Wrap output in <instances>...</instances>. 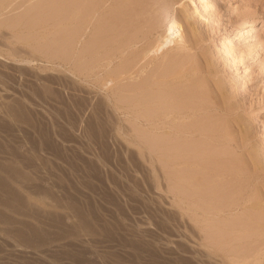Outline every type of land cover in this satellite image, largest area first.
I'll list each match as a JSON object with an SVG mask.
<instances>
[{
    "label": "rangeland",
    "instance_id": "1",
    "mask_svg": "<svg viewBox=\"0 0 264 264\" xmlns=\"http://www.w3.org/2000/svg\"><path fill=\"white\" fill-rule=\"evenodd\" d=\"M213 1L0 0V264H264V0Z\"/></svg>",
    "mask_w": 264,
    "mask_h": 264
},
{
    "label": "bare ground",
    "instance_id": "2",
    "mask_svg": "<svg viewBox=\"0 0 264 264\" xmlns=\"http://www.w3.org/2000/svg\"><path fill=\"white\" fill-rule=\"evenodd\" d=\"M74 1H76V0H66V4H65V6H67V8H68V13L70 14V16L71 17H73L72 15L74 14V12H75V10H74V6H76L77 5V3H76V5L74 4L75 2ZM94 0H92V2H93ZM98 1V0H97ZM107 0H101V2L100 3H97V4H94V5H92V2H91V4L90 5H92L93 7L91 8V6L89 5V4H87V2H85V0H79V4L78 5H81L80 7H82L83 6V8H82V11H80V12H83V14L82 15H84V13H85V15H84V17L86 16V19H84V20H82V21H84V27L86 28V27H88V25H89V23H90V19H91V17H92V15L94 14V13H96L97 11H98V9L99 8H101L102 7V4L103 3H105ZM115 1V0H114ZM123 1V0H122ZM209 2H208V7H211L212 6V2H214L213 0H208ZM45 2V1H44ZM51 3L53 2V1H50ZM57 2V1H56ZM78 2V1H77ZM126 2V1H125ZM50 3V4H51ZM55 3V2H54ZM65 3V1L63 2V4ZM88 3H90V0H89V2ZM94 3V2H93ZM121 3H123V2H121ZM128 3V2H127ZM114 4V3H113ZM207 4V3H206ZM53 5V4H52ZM89 5V6H88ZM106 5V4H105ZM104 6V5H103ZM119 7H121V6H119ZM118 7V8H119ZM130 7V6H129ZM76 8H77V6H76ZM123 8V7H122ZM125 8V7H124ZM123 8V9H124ZM90 9H92V10H90ZM79 10H80V8H79ZM119 10H120V8H119ZM66 11H67V9H66ZM87 11H88V13H87ZM100 11V10H99ZM112 11V10H111ZM115 11V10H114ZM130 11V10H129ZM127 11H125V13H126ZM67 13V14H68ZM108 13H109V10H108ZM121 13H122V11H121ZM124 13V12H123ZM97 14H99L98 12H97ZM103 14V13H102ZM80 15V14H79ZM82 15H81V18H82ZM95 15V14H94ZM120 15V14H119ZM127 15V14H126ZM75 16V15H74ZM99 16V15H98ZM116 16V15H115ZM115 16L113 17V18H115ZM118 16V15H117ZM124 16V15H123ZM83 17V18H84ZM99 17H101V16H99ZM104 17H106V16H104ZM82 18V19H83ZM98 17H96V19H97ZM103 18V17H102ZM101 18V19H102ZM110 18H112V17H110ZM112 18V19H113ZM126 18V17H125ZM106 19H109V18H107L106 17ZM118 19H120V17L118 18ZM127 19V18H126ZM95 20V19H94ZM99 20V19H98ZM97 20V21H98ZM122 20V19H121ZM124 20V19H123ZM123 20H122V22H123ZM77 21V20H76ZM118 21V20H117ZM128 21V20H127ZM71 22V21H70ZM95 22H96V20H95ZM102 22V21H101ZM104 22V21H103ZM106 22V21H105ZM113 22H115V21H113ZM125 22V21H124ZM130 22V21H129ZM128 22V23H129ZM251 20H248V21H245L243 24H244V27H247V26H249L250 24H251ZM77 23V22H76ZM116 23V22H115ZM74 24V23H73ZM103 24V23H102ZM106 24V23H105ZM107 24H108V22H107ZM123 24V23H122ZM81 25V24H80ZM112 25H114V24H112ZM120 25V24H119ZM70 26V25H69ZM97 26V28H98V25H96ZM101 26V25H100ZM115 26V25H114ZM110 27H112V26H110ZM110 27L108 28V30L107 31H110L109 29H110ZM118 27V26H117ZM120 27H121V25H120ZM85 28L83 29V31L81 32V36H82V34L85 32ZM103 29H104V26L102 27ZM113 28V27H112ZM116 28V27H115ZM94 29H96V27L94 28ZM100 29V28H99ZM102 29V30H103ZM107 29V28H106ZM117 29V28H116ZM125 30H127L126 28H124ZM123 29V30H124ZM121 30V29H120ZM101 31V30H100ZM105 32V31H104ZM111 32V31H110ZM114 34H115V32H113ZM120 33H122V32H120ZM80 36V37H81ZM118 36V35H117ZM112 37H114V36H112ZM116 37V36H115ZM105 39V38H104ZM110 40V39H109ZM104 42V41H103ZM127 42V41H126ZM130 44V43H129ZM123 45H125V44H123ZM123 45L122 46H120V47H123ZM127 46H129V45H127ZM98 48V47H97ZM101 48V47H100ZM126 48V47H125ZM124 50H126V49H124ZM105 52V51H104ZM103 53V52H102ZM106 53V52H105ZM99 57H102V54L99 56ZM150 59V58H149ZM145 62H146V60H144ZM137 64H138V62H137ZM146 64V63H145ZM171 64H172V62H171ZM107 65V64H106ZM144 65V64H143ZM108 66V65H107ZM159 66V65H158ZM171 66V65H170ZM103 67H105V66H103ZM128 67V66H127ZM134 67H135V65L132 67L133 69H134ZM106 68V67H105ZM119 67L117 66L116 67V69H118ZM126 68V66H124V69ZM136 68V67H135ZM138 68V67H137ZM120 69V68H119ZM146 69V68H145ZM153 69V68H152ZM100 70V69H99ZM125 70H127V69H125ZM142 71H143V66H141V67H139V69H136V71H134V75L133 74H131V77L129 78L130 80L132 79V80H135V79H137L138 77H139V75L142 73ZM171 71V70H170ZM114 72V71H113ZM119 72H120V70H119ZM132 72V71H131ZM172 72H174V71H172ZM116 74H118V71L117 72H115ZM158 73H159V71H158ZM157 73V74H158ZM181 73V72H180ZM180 73H176V74H180ZM112 74H114V73H112ZM115 74V75H116ZM176 74H174V75H176ZM114 75V76H115ZM118 76V77H117ZM116 76V79H115V81L116 82H119V83H123L122 82V78L121 77H119L120 75H117ZM150 76H151V74L149 75V78H150ZM173 76V75H172ZM143 77V76H142ZM171 77V76H170ZM148 78V79H149ZM139 79V78H138ZM169 79V78H168ZM173 79V78H172ZM184 79V78H183ZM155 80H156V78H155ZM166 80V79H165ZM151 81H153V80H151ZM151 81H147L146 83H148V82H150V85H152V83H151ZM157 81V80H156ZM159 82H161L160 80H158ZM164 81V80H163ZM136 81H134L133 83H135ZM170 82V81H169ZM169 82H167V83H169ZM126 83H128V80H127V82ZM129 83H131V81L129 82ZM133 83H131V85L133 84ZM145 83V81H144V83L143 84H145V85H148V84H146ZM135 84H137V83H135ZM154 84V83H153ZM158 83L156 82V85H157ZM179 84V83H178ZM155 85V86H156ZM163 84H160V86H162ZM135 86V85H134ZM143 86V85H142ZM164 86V85H163ZM132 87V86H131ZM130 87V88H131ZM141 87V83L139 84V88ZM144 87V86H143ZM150 87H152V86H150ZM172 87H174V86H172ZM175 87H177V86H175ZM174 87V88H175ZM169 89H170V87H169ZM173 89V88H172ZM152 90V89H151ZM157 90H159V89H157ZM156 90V91H157ZM162 90V89H161ZM161 90L159 91V92H161ZM158 91H157V93H159ZM162 93V92H161ZM160 93V94H161ZM164 93V92H163ZM167 93V92H166ZM179 93V92H178ZM135 94V93H134ZM165 94V93H164ZM133 95V94H132ZM172 95V94H171ZM166 96V95H165ZM170 96V95H169ZM160 99V98H159ZM146 102V101H145ZM157 103H159V102H157ZM133 104V103H132ZM142 105V104H141ZM135 107V106H134ZM190 109V108H189ZM143 110V109H142ZM175 110V109H174ZM176 111V110H175ZM196 111H197V109H196ZM195 111V112H196ZM149 114L150 112H145V114ZM172 114V113H171ZM180 114V113H179ZM175 115V114H174ZM177 115V114H176ZM147 116H149V115H147ZM146 116V117H147ZM179 116V115H178ZM181 117H183V116H181ZM180 117V118H181ZM187 117V116H186ZM179 118V117H178ZM143 119V118H142ZM158 119H160V118H158ZM145 120H148V122H149V119L148 118H145ZM176 120H177V118H176ZM155 121V120H154ZM161 121V120H160ZM150 122H153L152 120H151V117H150ZM173 122V121H172ZM155 123H157V121L155 122ZM189 123V122H188ZM154 124V123H153ZM174 124H176V123H174ZM174 124H172V125H174ZM177 125V124H176ZM179 126H180V123L178 124ZM151 127V126H150ZM153 127V126H152ZM178 128V127H177ZM180 128V127H179ZM154 129V128H153ZM152 129V130H153ZM174 129V128H173ZM172 129V130H173ZM182 128H180V130H181ZM185 129V128H184ZM188 129V128H187ZM152 130H151V132H152ZM159 130V129H158ZM158 130H156V131H158ZM186 130V129H185ZM189 130V129H188ZM155 131V130H154ZM174 131H176V130H174ZM173 131V132H174ZM182 131V130H181ZM177 132H179V131H177ZM183 132H185V131H183ZM175 133V132H174ZM179 134V133H178ZM180 134H183L182 132L180 133ZM188 134H191V133H188ZM187 134V135H188ZM172 137V136H171ZM174 138V137H173ZM190 138V137H189ZM205 156V155H204ZM194 157V156H193ZM217 158V157H216ZM173 160V159H172ZM177 160V159H176ZM182 160V159H181ZM186 160V159H185ZM206 160V159H205ZM178 161V160H177ZM197 161V160H196ZM207 162L208 161H211V160H206ZM220 161H223V160H220ZM219 162V161H218ZM211 163V162H210ZM194 164V163H193ZM197 164V163H196ZM174 165V164H173ZM205 165V164H204ZM170 167V166H169ZM186 167V166H185ZM207 167H208V165H207ZM184 168V167H183ZM193 168V167H192ZM178 169H180V167L178 168ZM193 169H195V168H193ZM181 170V169H180ZM199 171L201 172V170L199 169ZM217 171V170H216ZM222 171V170H221ZM213 172H215V171H213ZM224 172V171H223ZM223 172H221V174L223 173ZM203 173H205V172H203ZM199 174V173H198ZM201 174V173H200ZM210 174V173H209ZM208 174V176L211 178L212 176H211V174L209 175ZM230 174V173H229ZM203 175V174H202ZM207 177V176H206ZM209 177H208V179H209ZM180 178V177H179ZM203 179H204V177H203ZM202 179V180H203ZM182 180H184V179H182ZM206 180V179H205ZM226 180H228V181H230V179H226ZM212 181V180H211ZM209 182V181H208ZM221 182H223L222 180H221ZM200 183V182H199ZM202 183V182H201ZM227 183V182H226ZM225 182H224V184H226ZM184 184V183H183ZM194 184V183H193ZM206 183L204 182V184L203 185H205ZM221 184H223V183H221ZM184 185H188V184H184ZM189 185H191V184H189ZM235 185V184H234ZM192 186V185H191ZM198 187H200V186H198ZM219 187V186H218ZM222 187V186H221ZM181 188H183V187H181ZM191 188V187H190ZM195 188V187H194ZM205 188V187H204ZM207 188V187H206ZM223 188H224V185H223ZM212 189V188H211ZM207 190V189H206ZM213 190V189H212ZM218 190H221V189H218ZM194 191V190H193ZM195 191H196V189H195ZM197 191H200L201 192V190L199 189V190H197ZM219 192V191H218ZM207 193V192H206ZM205 193V195H207ZM217 193V192H216ZM193 194H196L197 195V193H193ZM209 194V193H208ZM204 195V196H205ZM222 196V194L220 195V197ZM219 197V198H220ZM216 198V197H215ZM219 198H217V199H219ZM201 199V198H200ZM221 199V198H220ZM180 200V203H181V208L182 209H184V210H188V209H190L189 208V204H187V203H184V200L182 199V198H180L179 199ZM197 200V199H196ZM207 200V199H206ZM231 200V199H230ZM203 201V203H204V199L202 200ZM202 201H201V203H202ZM220 201V200H219ZM222 201V200H221ZM207 203L208 202H210V201H206ZM234 202V201H233ZM239 203V202H238ZM237 203V204H238ZM193 204H195V203H193ZM224 204V203H223ZM216 205H218V206H213L212 205V208H209V209H207L206 207L204 208V209H200V207H195V208H197V209H193L192 208V211L194 212V213H192V214H195L196 215V218H198L197 217V215L198 216H201L205 221L207 220V219H215V220H217L218 218H222L223 216H225V213H226V211L228 212V210L229 209H226V205L223 207V206H220L219 205V203L218 204H216ZM239 205V204H238ZM238 205H236L237 207H238ZM211 206V205H210ZM227 208H229L228 206H227ZM253 208V207H252ZM231 209H233V208H231ZM201 210V211H200ZM189 211H191V210H189ZM256 211V210H255ZM187 212V211H186ZM194 215V216H195ZM255 216H256V214H255ZM193 217V216H192ZM195 218V217H194ZM226 218V217H225ZM253 219V218H252ZM215 220L213 221V222H215ZM222 220H224V218L222 219ZM201 221V220H200ZM203 221V220H202ZM218 221H219V219H218ZM217 221V222H218ZM220 221H221V219H220ZM256 221V220H255ZM216 222V223H217ZM211 223V222H210ZM226 222L224 221V224H225ZM220 224H222V223H219V225ZM226 224H229V223H226ZM242 225V224H241ZM257 225H259V224H257ZM225 226V225H224ZM210 227H212V229H213V227H216V226H210ZM223 227V226H222ZM228 227H229V225H228ZM230 227H231V225H230ZM209 228V227H208ZM224 228V227H223ZM227 228V227H226ZM201 229H204V228H202L201 227ZM220 230L222 229V228H219ZM216 230V229H215ZM219 230V231H220ZM218 231V230H217ZM208 244V243H207ZM241 257V256H240ZM233 260H235V259H233ZM237 260H238V258H237ZM246 261V260H245Z\"/></svg>",
    "mask_w": 264,
    "mask_h": 264
}]
</instances>
